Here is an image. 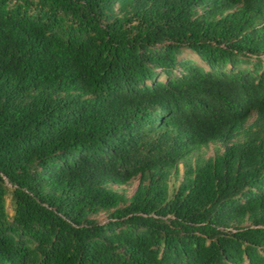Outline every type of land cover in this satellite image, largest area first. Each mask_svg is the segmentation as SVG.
I'll return each instance as SVG.
<instances>
[{
  "label": "trees",
  "instance_id": "1",
  "mask_svg": "<svg viewBox=\"0 0 264 264\" xmlns=\"http://www.w3.org/2000/svg\"><path fill=\"white\" fill-rule=\"evenodd\" d=\"M0 264H264V0H0Z\"/></svg>",
  "mask_w": 264,
  "mask_h": 264
},
{
  "label": "rangeland",
  "instance_id": "2",
  "mask_svg": "<svg viewBox=\"0 0 264 264\" xmlns=\"http://www.w3.org/2000/svg\"><path fill=\"white\" fill-rule=\"evenodd\" d=\"M217 148H220V145L214 144V143H210V144L207 145V147H204L201 150V152L205 156H208V155H212ZM180 171L181 170H180V166H179V173H180ZM180 177H181L180 174L177 175V177L171 175L170 184L176 183V181L178 179H180ZM134 183H135V180L132 179L131 182H129L126 185H122V186L113 185V187L116 188L117 190H119L120 192L125 193V195L128 196L131 193V191L133 190ZM5 203H6V210H7L8 213H10L11 211H10L9 204H8V193H6V195H5ZM96 219L99 220V221L104 220L105 219V213L98 214L96 216Z\"/></svg>",
  "mask_w": 264,
  "mask_h": 264
}]
</instances>
